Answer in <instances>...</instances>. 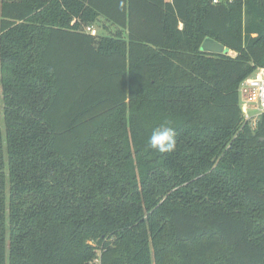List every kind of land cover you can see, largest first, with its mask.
<instances>
[{
  "label": "trees",
  "instance_id": "1",
  "mask_svg": "<svg viewBox=\"0 0 264 264\" xmlns=\"http://www.w3.org/2000/svg\"><path fill=\"white\" fill-rule=\"evenodd\" d=\"M258 66L259 0H0V264H264Z\"/></svg>",
  "mask_w": 264,
  "mask_h": 264
},
{
  "label": "built area",
  "instance_id": "2",
  "mask_svg": "<svg viewBox=\"0 0 264 264\" xmlns=\"http://www.w3.org/2000/svg\"><path fill=\"white\" fill-rule=\"evenodd\" d=\"M214 4H233L240 0H211ZM245 1V0H243ZM264 4V0H259ZM87 31L97 34L95 28L89 26ZM240 105L246 119L252 120L264 112V66H258L239 86Z\"/></svg>",
  "mask_w": 264,
  "mask_h": 264
},
{
  "label": "clouds",
  "instance_id": "3",
  "mask_svg": "<svg viewBox=\"0 0 264 264\" xmlns=\"http://www.w3.org/2000/svg\"><path fill=\"white\" fill-rule=\"evenodd\" d=\"M149 147L159 153H171L176 150V129L170 122H165L153 128L147 141Z\"/></svg>",
  "mask_w": 264,
  "mask_h": 264
},
{
  "label": "water",
  "instance_id": "4",
  "mask_svg": "<svg viewBox=\"0 0 264 264\" xmlns=\"http://www.w3.org/2000/svg\"><path fill=\"white\" fill-rule=\"evenodd\" d=\"M218 44L219 42H217L216 40L212 38H207L202 44V50L216 52Z\"/></svg>",
  "mask_w": 264,
  "mask_h": 264
},
{
  "label": "rangeland",
  "instance_id": "5",
  "mask_svg": "<svg viewBox=\"0 0 264 264\" xmlns=\"http://www.w3.org/2000/svg\"><path fill=\"white\" fill-rule=\"evenodd\" d=\"M98 30V32H100V34H102V33H107V31L105 30H102L101 28H97ZM102 32V33H101ZM216 52H219V53H227V54H229V53H231L230 52V49H228L226 46H224L223 44H221V43H219L218 44V46H217V48H216ZM260 115H256L255 117H253V119H252V122L253 123H255L256 121H257V119H258V117H259Z\"/></svg>",
  "mask_w": 264,
  "mask_h": 264
},
{
  "label": "crops",
  "instance_id": "6",
  "mask_svg": "<svg viewBox=\"0 0 264 264\" xmlns=\"http://www.w3.org/2000/svg\"><path fill=\"white\" fill-rule=\"evenodd\" d=\"M231 52V51H230Z\"/></svg>",
  "mask_w": 264,
  "mask_h": 264
}]
</instances>
